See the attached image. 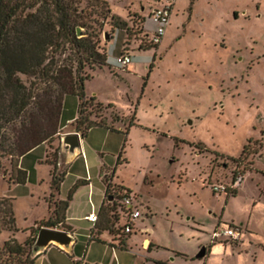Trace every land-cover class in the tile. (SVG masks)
Segmentation results:
<instances>
[{
  "label": "rangeland",
  "instance_id": "rangeland-1",
  "mask_svg": "<svg viewBox=\"0 0 264 264\" xmlns=\"http://www.w3.org/2000/svg\"><path fill=\"white\" fill-rule=\"evenodd\" d=\"M158 5V0L74 2L86 23L81 32L92 35L107 58L106 65H87L84 72L89 76L87 99L96 98L88 101L84 115L115 129L95 128L85 137L88 151L91 145L104 161L96 187L107 191L104 179H112L100 223L110 217L108 199L118 189L122 196L131 195L143 214L127 237L128 247L118 250L119 262L204 264L197 255L210 239L215 215L225 207L226 196L242 186L225 218L247 222L251 217L257 236L234 251L215 252L207 264H264V0H178L163 43L145 47L143 33H154L150 13ZM70 52L67 48L61 58ZM124 52L132 58L127 68L118 63ZM20 77L27 86L34 81ZM79 103L77 96L65 97L64 128L78 116ZM65 131L48 148L39 146L21 158L20 166L28 172L24 185L11 184L18 179L13 168L18 159L1 161L0 264L13 260L2 250L7 240L24 245L37 239L42 222L51 217L48 209L53 211L57 193L45 195L50 181L44 161L48 151L52 170L55 157L59 162ZM63 170L62 165L59 173ZM83 171L82 159L70 164L65 191ZM113 215L120 231L129 219L120 197ZM197 224L206 228L199 231ZM111 235L103 236L111 243L124 239L121 233ZM144 236L158 249L144 250ZM78 240L71 255L54 250L57 264H88L82 255L89 239ZM28 252L30 259L36 257L31 247Z\"/></svg>",
  "mask_w": 264,
  "mask_h": 264
},
{
  "label": "trees",
  "instance_id": "trees-1",
  "mask_svg": "<svg viewBox=\"0 0 264 264\" xmlns=\"http://www.w3.org/2000/svg\"><path fill=\"white\" fill-rule=\"evenodd\" d=\"M75 1L0 0V166L2 159H18L13 164L18 179L11 184L27 183L28 172L19 167L20 159L39 146L50 144L60 133L66 96L74 95L79 98V114L73 126L82 138L97 127L115 131L104 121H94L90 116L84 115V107L88 101L96 100L95 97L87 99L85 82L89 76L84 74L85 68L87 65L92 68L94 65L102 67L106 65L107 58L98 52L92 35L84 31L78 35L77 29H85L86 23L80 16L78 7H74ZM143 21H140L141 26ZM123 24L126 26L125 22ZM149 36L144 30L141 44L145 47H158L150 45ZM67 48L71 52L66 59H62ZM20 75L32 77L34 81L27 86ZM246 149L247 147L244 148L243 155L246 154ZM58 163L57 157L50 163L53 166L51 197L54 192L59 194L66 176L65 171L59 173ZM104 181L107 183L108 195L112 179L109 182L105 177ZM78 188L79 184L74 185L66 200L56 199L54 215L42 222L38 232L43 227H65L66 211ZM121 188L119 187L120 190ZM115 192L121 191L117 189ZM109 204L111 215L104 223L99 220V231L121 233L115 228L116 216L113 215L118 203L115 201ZM104 207L105 205L100 211V217L103 216ZM10 211L13 215L12 207ZM12 221L15 222L14 216ZM35 242L36 238L24 245L15 239L7 240L2 250L13 259L9 264H35L39 255L30 259L28 252L29 247L34 250ZM120 244H125L124 239L120 240Z\"/></svg>",
  "mask_w": 264,
  "mask_h": 264
},
{
  "label": "crops",
  "instance_id": "crops-1",
  "mask_svg": "<svg viewBox=\"0 0 264 264\" xmlns=\"http://www.w3.org/2000/svg\"><path fill=\"white\" fill-rule=\"evenodd\" d=\"M177 3H178V0H177ZM77 117L78 116L67 120L66 123H69L67 124L68 127L64 128V126L61 123V126H62L61 130L62 129L66 130L65 133L62 135V137L65 134L76 132L73 127V123L75 122ZM97 128L102 129V127L101 128L97 127ZM87 141H88L87 138H82L81 136V150L75 151L74 154H71L69 152L66 153L65 151H63V155L61 156L59 163H58L59 170H61L62 165L65 166V170L63 171L66 172V176L64 178V181L61 184L60 192L59 194H57V199L65 200L68 197V194L70 190L72 189V187L76 184H79V188L73 195V199L69 204L68 210L66 211V219L64 222L65 227H61V228L56 227V229L68 231L73 236L74 242L66 250H63L62 248L56 245L49 246L46 250H44L43 252L39 254V256L36 258L35 264H57L55 261H56V256L58 253H55L54 250H58L57 252H61L60 254H63V253L66 255L73 254L75 247L78 245V241H79L78 238L81 236L89 239L87 251L86 253L82 255L84 262L88 264H103L104 262L106 264H123V262H119L118 250L126 249L128 247V241L130 240V238L128 239L127 238L128 236H126L124 238L125 244L122 246L120 243L116 242L118 241L117 239L113 238V242L111 243V241L108 238H104L103 236L104 234H109L110 237H113L108 231H101V230L99 231L100 211L105 205V200H106L107 195H106L105 188L101 189V188L96 187V184L94 183V179H95L97 171L100 172L99 179L103 178L104 161L100 153L94 150V148H92L91 145H89L90 150L88 151V149L86 148V146H88ZM43 145H45L48 148L47 144H43ZM120 157L121 158L123 157L122 153ZM81 159L83 160V163H84V171L81 172L80 174H76V176L71 181V183L69 184L68 188L65 191L64 187L66 186L65 182L68 177L67 175H68L69 166L70 164L76 162L77 160H81ZM89 160H90V163H89ZM44 163L47 164V166L49 167V181H50L49 187L50 188H49V191L45 193V195H47V194H50L52 191L51 190L52 168L47 162V152H46V160L44 161ZM19 167L21 168L20 162H19ZM12 185H19V184H12ZM241 188L242 186L239 188V191H235V194H233L232 196H228V195L226 196L225 207L222 209L221 213L218 216L215 215L216 220H215L214 227H213V231L217 228L234 227L240 231V239L237 241H233L231 239H222V240L213 242L211 238V235H212L211 233L210 239H208L209 241L206 243L203 242V244L201 245V249L203 247H205L206 249L205 256L201 258V259H205L204 264H207L208 260L212 258V255L215 252L224 251L225 253H227V251H234L235 248L238 249L239 247H242L245 241L247 243L248 241H251V238H250L251 236H254V235L257 236V234L255 233V230L251 226V217L248 218L247 222L227 220L225 218L226 207L232 202V200H234L236 197L239 196ZM255 205H256V202L253 203L252 209ZM47 207L49 208V205H47ZM92 213H95L99 217L98 222L96 224H93L92 222L88 221L86 218L88 217V215ZM251 214H252V210L249 215ZM53 215H54V209L52 212H49V209H48V216L52 217ZM197 226L200 227L198 228L199 231L206 228L204 227L203 224L201 225L197 224ZM79 231H82V235L80 234ZM203 234L205 236V233ZM94 238H98L99 240L95 241L93 240ZM142 243H143L142 248H144V250H147L148 252H150L151 249H158V246L155 245L152 242L151 238L148 236H144ZM260 246L263 248V251H264V244H260ZM101 251L103 252L101 255H99L98 252H101ZM238 254L240 255L241 252H238ZM146 260L148 261L149 259L147 258ZM151 261H152V264H157L156 260H151Z\"/></svg>",
  "mask_w": 264,
  "mask_h": 264
},
{
  "label": "built area",
  "instance_id": "built-area-1",
  "mask_svg": "<svg viewBox=\"0 0 264 264\" xmlns=\"http://www.w3.org/2000/svg\"><path fill=\"white\" fill-rule=\"evenodd\" d=\"M159 5L151 10L150 18L155 25V30L152 35L149 36V43L153 46H159L162 44L167 31L171 25V20L173 13L175 11L177 0H158ZM118 63L123 68H127L132 63V58L128 53H123L118 57ZM219 188H214V192ZM121 193H114L111 195L114 199V202L117 201L119 197L122 199L124 208L129 213V219L123 228L120 229V232L124 237L131 235L134 231V223L136 220H139L142 217V211L138 206L133 205L132 197L129 194L120 195ZM110 203V202H109ZM88 221L96 224L98 222V215L92 213L86 217ZM119 230V228H116ZM212 241H218L222 239H231L239 240L240 231L234 227L228 228H217L212 232L211 235Z\"/></svg>",
  "mask_w": 264,
  "mask_h": 264
},
{
  "label": "water",
  "instance_id": "water-1",
  "mask_svg": "<svg viewBox=\"0 0 264 264\" xmlns=\"http://www.w3.org/2000/svg\"><path fill=\"white\" fill-rule=\"evenodd\" d=\"M78 35H81V28L77 29ZM109 38V36H106ZM63 151L74 154L75 151L81 150V136L79 133H68L62 137ZM108 202L114 203L112 196L109 197ZM74 242L73 236L65 230L56 228L43 227L38 232V236L34 245V253L38 256L41 252L46 250L51 245H56L63 250L68 249ZM206 249L203 247L197 255L198 259L205 256Z\"/></svg>",
  "mask_w": 264,
  "mask_h": 264
}]
</instances>
